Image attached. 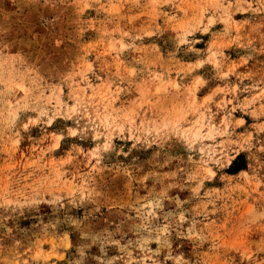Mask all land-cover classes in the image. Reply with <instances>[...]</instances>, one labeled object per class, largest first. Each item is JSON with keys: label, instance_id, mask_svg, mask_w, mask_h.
<instances>
[{"label": "rangeland", "instance_id": "rangeland-1", "mask_svg": "<svg viewBox=\"0 0 264 264\" xmlns=\"http://www.w3.org/2000/svg\"><path fill=\"white\" fill-rule=\"evenodd\" d=\"M0 264H264V0H0Z\"/></svg>", "mask_w": 264, "mask_h": 264}, {"label": "trees", "instance_id": "trees-1", "mask_svg": "<svg viewBox=\"0 0 264 264\" xmlns=\"http://www.w3.org/2000/svg\"><path fill=\"white\" fill-rule=\"evenodd\" d=\"M242 155H238L237 158L233 161L231 167H230V171L232 173H236L238 171H240L241 169H244L246 167V164H241V160H242Z\"/></svg>", "mask_w": 264, "mask_h": 264}]
</instances>
